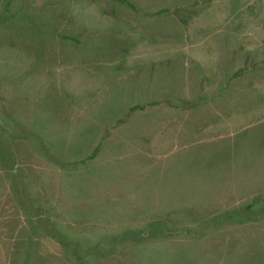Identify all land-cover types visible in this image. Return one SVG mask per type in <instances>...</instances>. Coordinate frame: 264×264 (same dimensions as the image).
Segmentation results:
<instances>
[{
  "label": "rangeland",
  "instance_id": "obj_1",
  "mask_svg": "<svg viewBox=\"0 0 264 264\" xmlns=\"http://www.w3.org/2000/svg\"><path fill=\"white\" fill-rule=\"evenodd\" d=\"M1 159L0 264H264V0H0Z\"/></svg>",
  "mask_w": 264,
  "mask_h": 264
},
{
  "label": "crops",
  "instance_id": "obj_2",
  "mask_svg": "<svg viewBox=\"0 0 264 264\" xmlns=\"http://www.w3.org/2000/svg\"><path fill=\"white\" fill-rule=\"evenodd\" d=\"M0 166H1L0 169L2 171L0 173V175H1L0 182L1 183H7V184L11 183L12 184V181L14 179V177L12 176L13 174L11 175L10 170L6 166H3L2 159L0 160ZM21 178H22V176H21ZM16 182H18V180H16ZM0 203L3 204L2 200H0ZM5 212H7V211H5ZM6 214H9V213H2V215H6Z\"/></svg>",
  "mask_w": 264,
  "mask_h": 264
}]
</instances>
